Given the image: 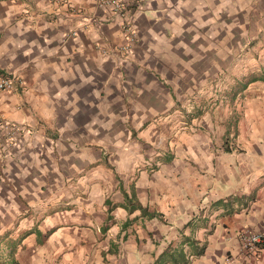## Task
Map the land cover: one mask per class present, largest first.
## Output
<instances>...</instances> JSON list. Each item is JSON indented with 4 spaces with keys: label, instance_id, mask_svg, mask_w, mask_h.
Returning a JSON list of instances; mask_svg holds the SVG:
<instances>
[{
    "label": "crops",
    "instance_id": "1",
    "mask_svg": "<svg viewBox=\"0 0 264 264\" xmlns=\"http://www.w3.org/2000/svg\"><path fill=\"white\" fill-rule=\"evenodd\" d=\"M69 1L106 19L0 0V74L22 81L0 117L34 129L0 156V264H264V243L258 258L239 247L244 228L264 231V169L234 136L264 112L262 69L239 54L264 0H152L125 56L118 18Z\"/></svg>",
    "mask_w": 264,
    "mask_h": 264
},
{
    "label": "built area",
    "instance_id": "2",
    "mask_svg": "<svg viewBox=\"0 0 264 264\" xmlns=\"http://www.w3.org/2000/svg\"><path fill=\"white\" fill-rule=\"evenodd\" d=\"M152 0H93L94 5L102 9L104 14H109L111 18H118L120 28L123 34L124 42L117 47H112V53L118 52L119 55L125 56L131 53L133 47L138 41V35L133 26L131 15L137 11L151 9L148 4ZM58 8L45 16L57 15L61 13L64 20L72 22L79 20L81 23H97L106 19L105 17H97L90 14L85 15L83 10L71 3L69 0H57ZM56 11V12H55ZM59 12V13H58ZM25 15L30 19L34 18L36 13L26 8ZM108 16V17H109ZM107 17V18H108ZM76 34V31L69 30L65 33V37ZM22 86V81L17 73H1L0 74V93L15 92ZM33 128L28 124L20 121H14L0 117V156L5 157L9 151L17 145V141L24 138L28 133H31ZM1 166V164H0ZM1 179V172H0ZM264 243V231L244 228L239 234L240 254L247 258H258L260 255L261 244Z\"/></svg>",
    "mask_w": 264,
    "mask_h": 264
},
{
    "label": "rangeland",
    "instance_id": "3",
    "mask_svg": "<svg viewBox=\"0 0 264 264\" xmlns=\"http://www.w3.org/2000/svg\"><path fill=\"white\" fill-rule=\"evenodd\" d=\"M262 6V5H261ZM263 7V6H262ZM249 21L252 22L253 28L250 29L248 32V38L242 39L246 37V33L241 30L240 32V38L243 42V45L240 47V55H252L255 59V73L260 74V70L262 69L263 77H264V8H260L259 6L256 9L255 15L253 17H249ZM245 42V43H244ZM250 63V62H249ZM245 65V64H244ZM262 78H258L257 80L264 82ZM233 81V79H230ZM237 83V84H236ZM240 84L247 83V79H240L234 82V86H240ZM261 85H264V83H260ZM227 102L230 104H233L236 102V107H238L234 112L235 116L242 118L245 113V109H243V102L245 101V93L240 94H233V95H225ZM218 98H223L224 95H218ZM232 97V98H231ZM255 99L257 100L258 97L256 96ZM240 103V104H239ZM260 104V103H259ZM255 105L253 107L252 111V117L249 119V121L252 119L255 122V128L253 125L249 124V121H243V124H240V126L236 127L234 130V136H238L241 138V140L246 139L247 141H243V144L241 145V148L236 147V151L238 152H247L250 153L253 151L255 154V160H256V168L255 169H264V163L260 160V157H263L264 159V112H263V106L262 104ZM255 133L254 138H251L252 133ZM244 136V137H243ZM230 141H233V138H230ZM226 143V142H224ZM231 143V142H230ZM232 147H235V145H232ZM252 154V153H251Z\"/></svg>",
    "mask_w": 264,
    "mask_h": 264
},
{
    "label": "trees",
    "instance_id": "4",
    "mask_svg": "<svg viewBox=\"0 0 264 264\" xmlns=\"http://www.w3.org/2000/svg\"><path fill=\"white\" fill-rule=\"evenodd\" d=\"M255 80H257V79H255ZM263 80H264V77H263ZM143 210V212H146V209H142Z\"/></svg>",
    "mask_w": 264,
    "mask_h": 264
}]
</instances>
